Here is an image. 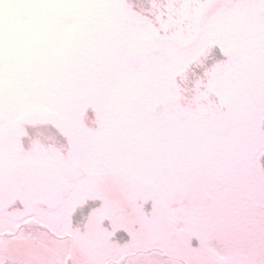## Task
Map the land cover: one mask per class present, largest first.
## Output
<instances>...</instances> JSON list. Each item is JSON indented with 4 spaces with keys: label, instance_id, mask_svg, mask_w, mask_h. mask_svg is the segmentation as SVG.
<instances>
[{
    "label": "snow or ice",
    "instance_id": "obj_1",
    "mask_svg": "<svg viewBox=\"0 0 264 264\" xmlns=\"http://www.w3.org/2000/svg\"><path fill=\"white\" fill-rule=\"evenodd\" d=\"M0 264H264V0H0Z\"/></svg>",
    "mask_w": 264,
    "mask_h": 264
}]
</instances>
